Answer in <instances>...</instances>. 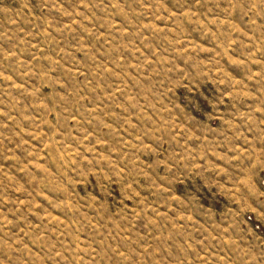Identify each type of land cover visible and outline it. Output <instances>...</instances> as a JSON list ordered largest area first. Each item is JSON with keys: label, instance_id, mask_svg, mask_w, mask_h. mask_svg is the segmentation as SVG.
<instances>
[{"label": "rangeland", "instance_id": "1", "mask_svg": "<svg viewBox=\"0 0 264 264\" xmlns=\"http://www.w3.org/2000/svg\"><path fill=\"white\" fill-rule=\"evenodd\" d=\"M0 264H264V0H0Z\"/></svg>", "mask_w": 264, "mask_h": 264}]
</instances>
